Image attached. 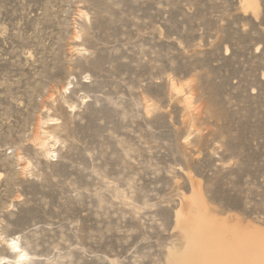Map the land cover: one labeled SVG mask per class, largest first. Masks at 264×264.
<instances>
[{
  "label": "rangeland",
  "instance_id": "obj_1",
  "mask_svg": "<svg viewBox=\"0 0 264 264\" xmlns=\"http://www.w3.org/2000/svg\"><path fill=\"white\" fill-rule=\"evenodd\" d=\"M209 218L264 229V0H0V264H168Z\"/></svg>",
  "mask_w": 264,
  "mask_h": 264
},
{
  "label": "bare ground",
  "instance_id": "obj_2",
  "mask_svg": "<svg viewBox=\"0 0 264 264\" xmlns=\"http://www.w3.org/2000/svg\"><path fill=\"white\" fill-rule=\"evenodd\" d=\"M34 141L48 154L57 138L43 130L36 132ZM225 224V221L217 222L213 218L198 219L188 225L185 223L182 227L186 228L187 250L170 249L168 264H264V229H241ZM6 245L15 254V260L28 264L26 252L17 247L13 239L7 240Z\"/></svg>",
  "mask_w": 264,
  "mask_h": 264
}]
</instances>
